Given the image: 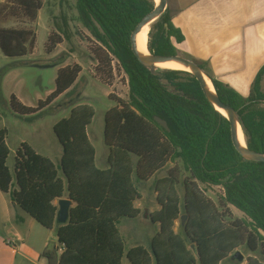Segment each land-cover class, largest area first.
I'll return each mask as SVG.
<instances>
[{
	"label": "trees",
	"instance_id": "1",
	"mask_svg": "<svg viewBox=\"0 0 264 264\" xmlns=\"http://www.w3.org/2000/svg\"><path fill=\"white\" fill-rule=\"evenodd\" d=\"M42 7L43 0H3L0 22L15 19L18 23L0 24V50L5 56L33 52L34 24ZM76 7L98 44L93 52L101 75L112 76L115 59L128 76L129 99L110 94L116 104L105 112L108 166H97L87 132L94 107L79 103L53 126L62 148L58 164L21 142L11 172L8 130L0 128V190L39 224L55 227L62 249L56 264H122L124 257L128 264H224L236 261L233 254L241 247L252 254L235 264H264V161L247 160L237 151L231 122L206 98L192 73L159 69L154 74L132 50L131 34L156 7V0H76ZM183 40L167 8L150 25L152 53L180 54L177 44ZM62 41L59 34L50 33L46 52H53ZM81 72L79 63L60 66L55 89L45 99L29 106L12 94L10 105L21 115L38 113L67 93ZM209 77L221 101L238 112L249 148L264 153V65L248 96ZM156 116L167 121L169 130ZM181 164L187 172L182 178ZM168 165L166 174L154 181L160 208L150 213L151 222L159 226L151 249L136 245L126 251L117 224L141 212L135 206L142 194L134 176L147 181ZM200 183L222 185L223 197L215 202ZM65 194L74 205L69 219L61 223L54 201ZM230 205L246 217L234 216ZM183 214L186 220L181 219L176 230Z\"/></svg>",
	"mask_w": 264,
	"mask_h": 264
},
{
	"label": "rangeland",
	"instance_id": "2",
	"mask_svg": "<svg viewBox=\"0 0 264 264\" xmlns=\"http://www.w3.org/2000/svg\"><path fill=\"white\" fill-rule=\"evenodd\" d=\"M2 2L3 0H0V4ZM0 24L18 26L15 19H7ZM34 30L36 44L32 53L25 56L8 57L0 50V128L8 130L7 144L10 148L8 166L10 168L14 166L15 150L21 142H27L36 151L50 157L58 164L62 148L53 126L60 118L68 116L73 106L87 103L95 110L87 132L96 150V164L104 168L108 154L104 143V117L105 112L116 104L109 95L127 101L129 99L128 76L119 69L115 59L111 64L112 76L101 75L97 69V61L93 52L98 44L81 22L76 0H43V7L39 11ZM52 32L59 34L63 41L53 52L47 53L45 44L48 35ZM72 63H79L82 66V72L67 93L62 94L50 106L35 114L21 115L12 109L10 105L12 94H15L25 105L36 106L40 99H45L55 89L58 68ZM170 165L147 181H139L134 176L135 185L142 194L136 204H140L142 209L145 206L152 209L157 207L154 181L157 177L164 176ZM181 168L182 178L187 172L182 164ZM200 186L215 202H218L219 198L224 195L222 185L200 183ZM179 189L181 192V185ZM230 208L234 216L246 217L236 207L230 205ZM23 211L18 208L15 210L20 215L23 214L26 219L25 224L17 222L16 217H14V222L6 223L5 228L0 224V238H4L8 243L11 241L17 246L18 251L14 256L13 264H56L60 249L54 228L48 229L39 223H36L35 228L28 226V221L32 218H29V214ZM142 214L141 212V217H143ZM143 221L144 224L148 223L147 218ZM129 223L141 226V219L133 221L124 217L119 221L118 227L126 239V249L131 246L127 230ZM180 223L181 218L176 221V230L179 229ZM143 227L145 235L148 231L151 234L157 231V226L153 223L149 225L150 230H147L145 225ZM18 236L22 239H18ZM238 250L244 255L243 262L246 261L248 255L252 254L246 247ZM235 260L224 264H235L238 259L235 258Z\"/></svg>",
	"mask_w": 264,
	"mask_h": 264
},
{
	"label": "crops",
	"instance_id": "3",
	"mask_svg": "<svg viewBox=\"0 0 264 264\" xmlns=\"http://www.w3.org/2000/svg\"><path fill=\"white\" fill-rule=\"evenodd\" d=\"M167 9L174 25L184 35V40L177 44L179 53L204 63L208 75L228 84L243 96H248L258 71L264 65V0H167ZM105 160L107 167V155ZM10 170L13 172V167ZM61 198L68 196L65 194ZM59 199L54 203L58 205ZM136 202L135 206L143 213V217L140 212L129 219H141V226L129 223L127 230L131 246L126 249L125 239V250L141 245L150 251L151 240L156 232L151 234L148 231L145 235L143 226L150 230V213L158 210L160 205L156 200V208L145 206L142 209ZM16 208L22 210L9 193L0 190V224L4 228L6 223L14 222V217L17 222L25 224L26 219L22 213L15 212ZM29 218L32 219L27 225L35 228L38 222L31 216ZM144 218H147L148 223H143ZM154 225L158 230V224ZM18 239L22 238L18 236ZM59 249L61 253L62 249ZM17 251V246L11 241L8 243L0 238V264H13ZM122 264H128L126 257Z\"/></svg>",
	"mask_w": 264,
	"mask_h": 264
},
{
	"label": "water",
	"instance_id": "4",
	"mask_svg": "<svg viewBox=\"0 0 264 264\" xmlns=\"http://www.w3.org/2000/svg\"><path fill=\"white\" fill-rule=\"evenodd\" d=\"M166 8H167V0L156 1V7L150 13H148L137 25V27L131 34V44H132V50L134 54L136 55L138 60L154 74H159L158 70L162 69L156 66L158 63H161V62L177 61V62L187 65L189 67V70H186V71L192 73L196 77V79L200 82L206 98L210 101L212 105H214L220 112H222V114L226 116L231 122L232 140H233L234 146L236 147L237 151L247 160L264 161V153H261V152H258V151H255L249 148L244 130H243V133L245 137V145H241L238 142L239 126H242L240 123L238 112L233 107L226 105L225 103L221 101L220 97L218 96L216 92L214 85H213L214 91H212L208 87L204 76L207 75L209 77V75L207 74L205 69H203L196 61L186 56H183L181 54L157 55L155 53L150 52L149 46H147L148 53H142L139 51L138 45H137L138 34L145 28V26H147L148 24L151 25L154 21H156L161 16V14L166 10ZM163 82L168 83V80L163 79ZM173 88H174L173 86H170V89H173ZM155 119L164 128L169 130L167 121L160 118L159 116H156ZM72 203L73 201L69 198H60L58 200L59 209H58L57 217H56L58 222L63 223L69 219L70 207ZM186 217H187L186 214H183L181 216L182 223L185 222ZM233 258H237L239 261H243L244 255L241 253V251L237 250L233 254Z\"/></svg>",
	"mask_w": 264,
	"mask_h": 264
},
{
	"label": "bare ground",
	"instance_id": "5",
	"mask_svg": "<svg viewBox=\"0 0 264 264\" xmlns=\"http://www.w3.org/2000/svg\"><path fill=\"white\" fill-rule=\"evenodd\" d=\"M156 1H159V0H156ZM149 29H150V24L145 26V28L137 36L138 49L142 53H148L147 46H148ZM156 66L160 68H165V69L189 70V67L187 65L177 62V61L161 62V63H158ZM204 78H205V81L208 87L212 91H214V87H213V84L210 78L207 75H205ZM238 142L241 145H245V137H244L242 126H239Z\"/></svg>",
	"mask_w": 264,
	"mask_h": 264
}]
</instances>
